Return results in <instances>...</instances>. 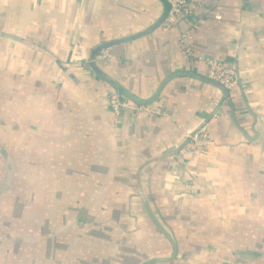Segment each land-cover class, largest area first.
Returning <instances> with one entry per match:
<instances>
[{"label":"crops","instance_id":"crops-1","mask_svg":"<svg viewBox=\"0 0 264 264\" xmlns=\"http://www.w3.org/2000/svg\"><path fill=\"white\" fill-rule=\"evenodd\" d=\"M187 1L193 50L234 64V89L166 0H0V264H264V0ZM179 73L198 77L165 86L161 115L108 105ZM205 124L214 145L182 157Z\"/></svg>","mask_w":264,"mask_h":264},{"label":"built area","instance_id":"built-area-1","mask_svg":"<svg viewBox=\"0 0 264 264\" xmlns=\"http://www.w3.org/2000/svg\"><path fill=\"white\" fill-rule=\"evenodd\" d=\"M169 10L166 18L167 27L177 28L181 33V45L186 54L197 63L202 64L208 69V77L225 87L232 90L238 81L237 67L227 61H222L210 56L196 53L191 46L192 31L183 29V25L192 13V8L187 0H166ZM221 15L216 14L215 19L221 20ZM114 58L112 48H105L100 53V59L106 64ZM108 105L116 114L121 115L125 112L143 113L149 116L161 115L162 112L152 108L150 105H139L117 92H110L108 95ZM214 145L208 124L203 125L195 132L188 134L180 149V155L185 157L190 152Z\"/></svg>","mask_w":264,"mask_h":264},{"label":"water","instance_id":"water-1","mask_svg":"<svg viewBox=\"0 0 264 264\" xmlns=\"http://www.w3.org/2000/svg\"><path fill=\"white\" fill-rule=\"evenodd\" d=\"M149 32H150V30L147 31V32H145V33H142V34H140V35H136V36H133V37H129V38H126V39L120 40V41H116V43L118 44V43L128 42V41L134 40V39H136V38H138V37H140V36H142V35L148 34ZM184 75H185V76H196L195 74H192V73H179V74L172 75V76H170L169 78H167V79L161 84V86H160V88L158 89V91L156 92V94H155L151 99H148V100L140 99V98H138V97H136V96H134V95H131V96L129 95V97H130L131 100H132L134 103H136V104H139V105H150V104H152L154 101H156V100L158 99V97H159L160 94L162 93V91H163V89L165 88V86H166L171 80H173V79L176 78V77L184 76ZM196 77H198V76H196ZM106 79L109 80L107 77H106ZM209 81L216 83V84L219 85L220 88L223 89L224 91L226 90V88L223 87L222 85H220L219 83H217V82H215V81H213V80H210V79H209ZM226 93H227V92H226Z\"/></svg>","mask_w":264,"mask_h":264},{"label":"flooded vegetation","instance_id":"flooded-vegetation-1","mask_svg":"<svg viewBox=\"0 0 264 264\" xmlns=\"http://www.w3.org/2000/svg\"><path fill=\"white\" fill-rule=\"evenodd\" d=\"M2 150H5V149H2ZM9 160L7 161V171H6V174H5V178H6L7 181H8V179H11L10 178V175H11L10 172H12V169H14L13 165H12V161H9ZM28 162H29V160H27V165H29ZM12 179H13V177H12ZM12 179H11V181H12Z\"/></svg>","mask_w":264,"mask_h":264},{"label":"rangeland","instance_id":"rangeland-1","mask_svg":"<svg viewBox=\"0 0 264 264\" xmlns=\"http://www.w3.org/2000/svg\"><path fill=\"white\" fill-rule=\"evenodd\" d=\"M22 194V199H24V200H28V201H30V200H33V199H30V197L28 196V194L27 193H25V192H23V193H21ZM5 246V247H4ZM6 246H8V244L6 243V242H4L1 238H0V251H4V248H6Z\"/></svg>","mask_w":264,"mask_h":264}]
</instances>
